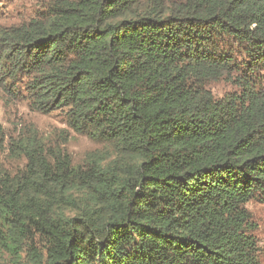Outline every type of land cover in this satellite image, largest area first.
<instances>
[{
    "label": "trees",
    "instance_id": "16d2710c",
    "mask_svg": "<svg viewBox=\"0 0 264 264\" xmlns=\"http://www.w3.org/2000/svg\"><path fill=\"white\" fill-rule=\"evenodd\" d=\"M2 96L101 145L76 165L0 124L15 264H264V0H51L0 29Z\"/></svg>",
    "mask_w": 264,
    "mask_h": 264
},
{
    "label": "rangeland",
    "instance_id": "374dc122",
    "mask_svg": "<svg viewBox=\"0 0 264 264\" xmlns=\"http://www.w3.org/2000/svg\"><path fill=\"white\" fill-rule=\"evenodd\" d=\"M51 0H0V29L27 23L44 13ZM232 89L227 81L210 85L214 97L219 98ZM0 99V124L7 138L34 132L47 147H59L72 159L73 164H81L87 154L101 150V145L88 137L73 132L66 123L65 112L60 110L48 114L33 111L24 100L16 98ZM5 99V101H3ZM23 160H13L7 146L0 150V169L14 174L21 169ZM254 226L253 234L258 243L260 258L264 263V203L250 202L247 206ZM0 264H15L14 259L0 251ZM20 264H28L25 259Z\"/></svg>",
    "mask_w": 264,
    "mask_h": 264
}]
</instances>
